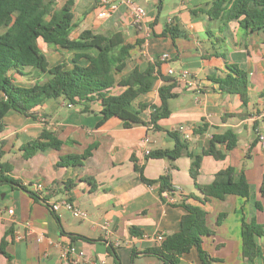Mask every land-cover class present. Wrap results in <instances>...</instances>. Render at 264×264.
<instances>
[{
	"label": "crops",
	"instance_id": "0c3cea01",
	"mask_svg": "<svg viewBox=\"0 0 264 264\" xmlns=\"http://www.w3.org/2000/svg\"><path fill=\"white\" fill-rule=\"evenodd\" d=\"M74 1L76 27L72 38H77L83 29L96 33L121 31L126 41L134 44L127 67L116 75L117 80L133 68L144 70L157 60L162 61L161 71L165 75L169 68L176 78L187 70L192 80H178V96L169 99L171 114L158 121L161 128L150 123L152 111L160 104L158 90L164 83L160 77L153 89L141 94L134 103L135 108L140 103L148 105L140 114L145 123L131 127H125L117 117L98 125L99 101L89 102L85 110L83 104H72L63 96L38 105L34 116L8 112L6 129L0 135L4 142L0 145V164H9L12 170L5 174L20 180L39 197L21 187L0 183V206L15 210L13 215L5 213L0 217V243L4 241L6 249V253L0 252V264H55L61 248L50 245V240L73 243L83 248L89 258L106 264H164L145 251L159 245L155 240L158 233L170 235L180 229L187 212L181 205L183 201L199 205L208 213L207 225L214 233L203 236V247L215 259L208 264H264V234L255 236L261 254L252 263L243 256L242 243L243 220L264 225V147L257 138V130L264 131L263 34L247 32L236 21L225 25L220 19L211 18L206 11L215 0H133L147 12L141 24L134 23L130 8L120 0ZM108 10L109 17L97 18L100 12ZM169 25H176L187 36L173 38L170 33L163 34ZM39 44L52 64L72 66L75 51L42 40ZM166 53L169 59L164 61ZM227 63H236L248 73L247 105L239 94L222 93L211 79L224 76ZM26 72L27 75L14 73L15 81L44 78L33 69L26 68ZM122 90L115 85L110 92ZM201 127L206 128L199 131ZM44 129L62 140L61 150L49 148L25 158L22 146ZM230 129L237 133L238 142L231 150L224 144L217 145L225 153L224 158L204 154L214 134ZM170 131L180 134L187 150L175 161L167 157L148 158L147 149L174 147ZM146 136L151 139L149 143L143 141ZM92 145L96 146L83 165H58L60 155L83 153ZM188 152L202 155L197 183L209 184L219 170L233 166L236 179L245 175L249 181V199L228 194L204 202L191 176L193 159ZM135 164L143 168L149 179L169 174L173 191L161 195L160 184L144 182ZM36 183H42L44 190L37 191ZM62 199L72 201L88 216H75L66 208L54 212L51 205ZM256 201L262 203L261 209ZM220 213L227 215L217 224ZM106 220L110 221L108 230L102 226ZM14 230L23 233V238L17 239ZM71 236L77 237L72 240ZM178 264L206 263L193 247L181 256Z\"/></svg>",
	"mask_w": 264,
	"mask_h": 264
},
{
	"label": "trees",
	"instance_id": "16d2710c",
	"mask_svg": "<svg viewBox=\"0 0 264 264\" xmlns=\"http://www.w3.org/2000/svg\"><path fill=\"white\" fill-rule=\"evenodd\" d=\"M56 2L57 0H0V135L6 129L5 116L8 112L14 110L23 115L34 116L33 110L38 105L61 96L72 104H83L85 110H88L89 102L99 101L101 118L98 125L111 117L121 119L125 127L145 123L140 114L148 105L140 103L139 107L135 108L134 103L141 94L153 89L159 77L164 82L158 90L160 104L152 111L150 123L161 128L158 121L171 114L169 99L178 96L175 91L179 85L177 78L165 75L161 71L162 61L157 60L144 70L135 67L117 80L116 75L127 67L134 44L127 42L121 31L96 33L92 29H83L77 38H72L71 32L76 27L75 1L66 0L59 9L55 7ZM206 12L211 18L220 19L225 25L236 21L245 31L261 32L264 36V0H215ZM167 33L173 38L187 36L176 25L167 26L163 34ZM41 40L49 45L75 51L72 66L67 67L65 63L52 64L39 44ZM81 59H86L87 62L80 63ZM226 67L228 72L224 76H213L211 79L218 84L222 93L239 94L243 104L247 105L250 98L248 73L236 63H227ZM26 68L33 69L44 78L33 82H16L13 74L27 75ZM115 85L123 90L120 93H111L110 90ZM205 128L201 127L199 131ZM170 134L175 139L174 147L152 150L147 155L148 158L167 157L175 161L187 150V144L178 132L170 131ZM237 142L238 135L231 129L222 134H214L211 145L204 154L222 159L225 153L218 149L217 145L224 144L226 149L231 150ZM3 143L0 141V145ZM62 144V140L53 132L44 129L37 138L24 144L22 149L24 157L29 158L36 152L49 148L61 150ZM95 146H90L83 153L60 155L58 165H83L91 157ZM188 153L193 159L191 176L202 192L204 202L211 198L222 199L228 194L249 199V181L245 175L236 179L233 166L219 170L209 184L197 183L202 155ZM2 154L0 147V155ZM135 168L144 182L160 184L161 195L173 191L169 174L158 179H149L144 176L141 166L135 164ZM11 170L9 164H0V183L21 187L39 197L20 180L5 174ZM261 193L264 197V183ZM255 203L257 208L263 207L260 201ZM181 205L187 212L182 217L180 229L166 235L161 244L148 248L145 253L157 256L164 264H178L184 253L196 247L203 262L208 264L215 260L203 247V236H211L214 233L207 225L208 213L199 205L184 201ZM226 215L227 213H220L217 224H220ZM263 234L264 225L255 220H243V256L247 257L250 263L261 254L255 236ZM71 237L73 240L77 236ZM0 252L6 253L4 241L0 243Z\"/></svg>",
	"mask_w": 264,
	"mask_h": 264
},
{
	"label": "built area",
	"instance_id": "2783aa9c",
	"mask_svg": "<svg viewBox=\"0 0 264 264\" xmlns=\"http://www.w3.org/2000/svg\"><path fill=\"white\" fill-rule=\"evenodd\" d=\"M122 3H124L125 5H127L130 10L131 13L133 15V21L135 24H141L144 23L145 18H146V10L144 7L136 5L133 0H120ZM115 7V6H114ZM110 16V11H102L97 15V18H105V17H109ZM169 59V54H164L162 57V60H168ZM174 70L169 68L168 69V74L169 75H174ZM190 72L187 70H183L180 72L179 77L177 78V80H181L183 82H188L191 83L190 77ZM71 105V104H69ZM263 115H264V110H263ZM257 138L259 140V142L261 143L262 147H264V131H260L257 130ZM150 137L146 136L144 137L143 141L145 143H149L150 142ZM150 153V150L147 149L146 150V154L148 155ZM35 189L37 191H42L44 190V185L42 183H36L35 184ZM171 192V191H170ZM169 200L173 201L172 196H169ZM61 208H66L69 211H71L75 216H79V217H83L86 218L88 216L87 211L83 210L81 207H79L78 205L74 204L72 201L66 200V199H62V200H57L54 201V203L51 205V209L54 212H57L58 210H60ZM15 212L14 208L12 207H6V206H0V217L3 216L5 213H8L10 215H13ZM29 224V223H27ZM103 228L105 230L109 229L110 226V221L106 220L103 222L102 224ZM14 236L17 239H22L24 234L20 233L18 230H14L13 231ZM43 236L39 237V240H42ZM166 238V235L163 233H158L155 236V240L161 244ZM50 245H54V246H60V253H59V259L58 262L55 264H106L105 261H97L95 259H91L87 256L86 251L83 248L78 247L77 245L73 244V243H66V244H61L59 242H55L50 240L49 241ZM45 255H48V251L45 252Z\"/></svg>",
	"mask_w": 264,
	"mask_h": 264
},
{
	"label": "rangeland",
	"instance_id": "374dc122",
	"mask_svg": "<svg viewBox=\"0 0 264 264\" xmlns=\"http://www.w3.org/2000/svg\"><path fill=\"white\" fill-rule=\"evenodd\" d=\"M66 0H57V2H56V4H55V7H56V9H59L62 5H63V3L65 2ZM34 77H36V76H38V74H36V75H33ZM32 78V77H31Z\"/></svg>",
	"mask_w": 264,
	"mask_h": 264
}]
</instances>
